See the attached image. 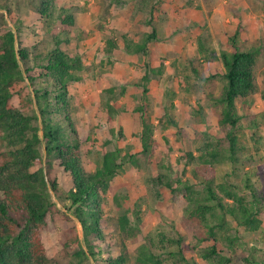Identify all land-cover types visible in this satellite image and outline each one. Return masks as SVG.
<instances>
[{
	"label": "trees",
	"instance_id": "16d2710c",
	"mask_svg": "<svg viewBox=\"0 0 264 264\" xmlns=\"http://www.w3.org/2000/svg\"><path fill=\"white\" fill-rule=\"evenodd\" d=\"M54 2L39 0L35 9L48 17ZM0 8L7 10L16 27L20 25L22 19L7 2L0 3ZM153 15L151 10L149 29L141 42L125 41L127 50L144 51L147 42L157 38L156 22L165 18ZM58 19L62 32L74 23L73 13L66 8H62ZM241 27L238 24L228 35L230 49L219 52L224 65L220 92L216 96L212 91L208 94L220 106L222 138L204 139L197 154L189 149L176 155L165 148L159 150L154 124L142 104L137 108L141 111L140 149L135 150L133 144L124 149L118 145L106 149L94 167L87 169L81 159V142L74 135L76 129L66 112L68 83L80 78L77 70L83 67L80 56L64 50L62 37H56L44 49L37 42L27 47L5 12L0 11V264H55L41 240L42 227L55 213H59L60 247L73 260L72 264H89L91 257L101 264H264V255L255 254L257 247L262 248L256 238L251 239L248 254L239 259L238 253V248L245 245V236L258 231L264 223V190L254 183L250 170L244 166L248 145L239 142L236 132L242 117L237 100L248 111L257 90L254 65L263 43H246L240 37ZM198 51L203 60L216 53L200 36ZM35 67L37 72L33 71ZM151 75L146 70L142 76L143 92L148 89L146 81ZM39 76L46 83L33 88L38 112L28 113L13 106L10 99L24 89L25 80L35 84ZM212 77L214 74L206 79ZM139 154L142 158H155L153 170L146 174L147 184L157 195L161 194L159 187L166 188L171 201L181 206L178 221L191 236L190 241L172 220L168 227L157 225L145 231L139 200L120 211L114 220L107 217L105 196L111 180L121 175L126 164L142 168ZM52 159L70 180L64 196L70 212L59 209L52 198L51 188L58 189L57 179L49 174ZM223 162H229L230 167L218 180L216 165ZM180 164L178 172L176 167ZM75 218L82 225V237ZM111 219L119 234L117 254H111L105 243L104 229Z\"/></svg>",
	"mask_w": 264,
	"mask_h": 264
},
{
	"label": "rangeland",
	"instance_id": "374dc122",
	"mask_svg": "<svg viewBox=\"0 0 264 264\" xmlns=\"http://www.w3.org/2000/svg\"><path fill=\"white\" fill-rule=\"evenodd\" d=\"M2 2H7L13 13L22 19L16 27L7 10L0 8L27 47L37 42L44 49L51 46L56 37H62L64 50L80 56L83 67L77 70L80 78L68 83L66 112L76 129L74 135L81 142V159L87 169L94 167L106 149L117 145L124 149L128 144H133L135 150L140 149L141 111L137 108L142 104L154 124L159 150L165 148L176 155L189 149L197 154L204 139L222 138L223 126L218 121L220 106L208 94L212 91L216 96L220 92L224 65L219 52L230 49L228 35L241 23L240 37L249 44L262 42L263 48L254 65L257 90L249 103V112L242 108L241 100H237L242 117L236 132L239 142L248 145L244 151V166L250 170L254 183L264 190V0H55L48 17L36 11L39 0H0ZM62 8L74 15V23L65 32L60 31L58 25ZM151 10L153 16L165 18L156 22L157 38L148 41L144 51L127 50L125 41L143 40L149 29L147 20ZM199 36L216 52L208 60H203L198 51ZM32 53L31 50L30 55ZM21 67L27 74L23 61ZM146 70L152 75L146 81L148 89L143 92L141 82ZM33 71L37 72L38 67ZM211 74L214 77L206 79ZM42 79L37 77L35 84L26 79L24 89L10 99L13 106L28 113L38 112L33 88L45 84ZM43 158L46 165L45 152ZM140 161L142 168L126 164L121 175L111 180V188L105 196L107 217L114 220L120 211L139 200L145 231L157 225L168 227L171 220L180 226L181 206L171 201L166 188L159 187L161 194L157 195L147 184L146 174L153 170L155 158ZM229 167V162L216 165L218 180ZM181 168L180 164L176 170L180 172ZM49 174L58 181V189L51 188L56 206L70 212L66 207L68 200L64 198L70 180L60 171L55 159L49 164ZM58 216L59 213L48 216L47 224L41 229V240L50 261L72 264L73 260L60 247ZM261 216L264 220V211ZM113 220L104 229L105 243L111 254H117L119 234ZM76 224L82 237L83 228L77 219ZM252 238L262 246L256 248L255 254L264 255V223L258 231L245 236V245L238 248L239 259L248 254ZM186 240L190 241L191 236L187 234ZM88 262L101 264L93 257Z\"/></svg>",
	"mask_w": 264,
	"mask_h": 264
}]
</instances>
